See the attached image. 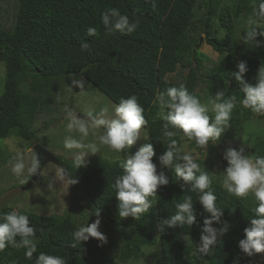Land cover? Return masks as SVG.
<instances>
[{
  "label": "trees",
  "instance_id": "1",
  "mask_svg": "<svg viewBox=\"0 0 264 264\" xmlns=\"http://www.w3.org/2000/svg\"><path fill=\"white\" fill-rule=\"evenodd\" d=\"M261 2L264 0H155L157 7L153 11L152 0H0V62L5 68L0 93V142L14 135L33 144L37 129L31 128L32 123L42 112L52 111L57 98L67 90L69 74H74L76 78L84 77L115 104L121 98L137 96L148 121L144 130L156 153L153 162H158L157 171H164L169 178V184L158 190L153 209L139 220L121 218L111 185L122 174L123 159L93 156L86 158L85 166L75 168L73 158L58 157V165L78 180L70 186L73 199L78 201L82 194L92 204L91 217L83 225L94 222L98 211L100 228L122 235L119 256L115 258L91 238L73 248V233L81 225L72 218L70 209L49 215L17 209L28 215L30 226L36 228L37 252L28 260L24 256L26 249L9 246L0 252V264H34L40 252L59 255L66 264H123L141 257L151 247L157 251L153 264H262L260 254L249 257L239 249V241L245 239L244 229L254 218L253 196H229L221 179L212 173L208 191L224 210L221 221L213 222L212 227L220 229L226 222L228 230L207 255H193L200 243L203 222L210 214L203 211L198 193L189 186L183 190V181L174 171L161 168L159 157L167 141L162 135L164 121L157 115L160 108L154 103L157 91L181 83L201 102L197 89L201 81L205 83L204 93L211 99L217 90H223L225 98L237 96L230 124L241 132L252 113L239 104L243 93L232 72L238 70L239 61H246L245 80L255 84L259 67H264V36L259 35L264 23L251 26L257 28L255 44L243 42L250 27L247 18ZM109 8H118L131 22L138 20L137 29L129 35L106 34L101 14ZM90 27L96 29L95 36L87 35ZM201 37L218 53L212 65L202 63L205 56ZM84 42L89 43L88 50L81 48ZM209 115L214 116L212 112ZM175 139L181 148L184 141H189L182 133ZM188 143L200 154L195 157L202 170L209 172V164L213 166L215 161L227 167L225 150L213 159L210 153L215 145L210 143L204 149L194 141ZM217 145L225 148L224 137ZM250 152L264 156V136L254 141ZM187 196L193 200L196 224L167 228L161 233L157 224L174 215L175 204ZM11 211L2 206L0 216Z\"/></svg>",
  "mask_w": 264,
  "mask_h": 264
},
{
  "label": "clouds",
  "instance_id": "2",
  "mask_svg": "<svg viewBox=\"0 0 264 264\" xmlns=\"http://www.w3.org/2000/svg\"><path fill=\"white\" fill-rule=\"evenodd\" d=\"M156 7L155 0H152L153 11ZM101 22L106 34L119 32L122 35H129L139 26L138 20L131 22L129 17L121 14L118 8H109L103 12ZM247 23L250 27L243 42L255 44L257 28L251 26L264 23V2L253 8ZM96 34L95 28H88L87 35L95 36ZM259 35L264 36V31H261ZM89 46L88 42H84L81 48L88 50ZM237 69L232 72V76L241 85L240 91L243 93V98L239 100L240 106L255 116H264V67H259L255 84L245 80V74L248 71L246 61H239ZM85 84L83 78L72 79L69 87L70 90H73V87H79L80 92H84ZM154 103L160 108L157 115L164 121L162 135L167 141L166 150L159 157L161 168L173 170L178 180L183 181L180 185L183 190L185 186H189L192 192L198 193V202L203 211L210 214V218H206L203 222L200 243L193 252V255L197 252L207 255L228 230L226 222L220 229L212 227L213 222L221 221L224 210L217 206V197L208 191L213 182L212 176L208 171L201 169L193 154L179 146L175 137L182 133L187 140L194 141L198 148L207 149L210 143L217 145L231 127V116L233 109L237 106L238 98L235 95L225 98V92L217 90L214 98L208 101V105L211 106L209 108L181 83L178 87H167L163 91H157ZM64 111L65 119L68 121L67 131L76 132L80 137L76 139L69 135L63 142L66 150L75 152L73 157L75 168L85 166L86 157L89 154L99 153V146H106L116 153L125 154L120 164L122 174L115 178L111 187L115 190L119 216L139 220L152 208V200L162 186L169 184V178L164 171H157V165L153 162L156 153L151 143H144L135 154L129 151L141 138V130L148 124L137 96L121 98L119 103L112 107L111 112L108 106L100 108L99 111L88 108L83 118H79L77 112L67 106ZM210 111L214 116L209 115ZM90 135L94 137L93 141L85 142ZM143 138L145 141L148 140L147 136ZM223 158L227 161V167L222 173L223 189L229 196L237 198H247L251 195L255 203L254 218L250 219V226L244 229L245 239L239 241V249L249 257L264 254V156L249 155L244 146L239 149L229 146ZM13 160L15 162L12 164L11 171L17 177H24L25 173L28 177H32L40 169V160L35 152L31 156L17 153ZM54 179L56 183H66L69 187L78 183L68 170L60 166L57 168ZM20 182L24 184L27 181L21 179ZM54 187L55 183L50 181L48 189L52 190ZM175 208L174 215L157 224L161 233L167 228L185 225L192 227L196 224L191 196L175 204ZM95 215L97 219L94 222L79 226L74 231V242L71 245L73 248L82 242L89 241L90 238L99 241L98 246L107 243L106 235L99 230L100 213L97 211ZM9 246L14 249H26L24 256L28 260H32L37 252L36 228L30 226L28 215L16 210L0 216V252ZM34 264H66V261L59 255L40 252Z\"/></svg>",
  "mask_w": 264,
  "mask_h": 264
},
{
  "label": "rangeland",
  "instance_id": "3",
  "mask_svg": "<svg viewBox=\"0 0 264 264\" xmlns=\"http://www.w3.org/2000/svg\"><path fill=\"white\" fill-rule=\"evenodd\" d=\"M239 26L240 25L237 26L238 29ZM200 43H202L200 46L201 51L204 52L205 56L202 63L204 65H212V62L218 58V53L215 52L206 42L201 40ZM4 74V64L3 62H0V93L3 89ZM73 75L74 74H69V83L67 84L68 87H66L67 90L63 91V93L57 98V101L53 104L52 111L49 113L42 112L32 123L31 128L37 129L34 143L31 144L32 146L14 135L1 140L0 208L6 206L12 210L23 209L28 212L44 215L54 213L61 214L65 210L70 209L72 218L74 216L81 226L90 219L91 214L89 213V210L91 211L90 207L92 205L90 200L80 194L79 200L75 201L72 197V191L69 185L66 183H56L54 179L57 168L60 166L57 163V158L71 159L75 155L74 151H68L64 148L63 142L65 137L71 135L73 138H80L78 133H69L67 131L66 125L68 121L65 119L66 113L64 109L65 106H67L69 109L77 112L78 116H83L88 108H94L96 111H99L100 108L108 106L111 112L112 107L116 104L105 94L97 90L84 77L80 76L79 78H76ZM80 78H83L86 82L85 91L80 92L79 87H73V90H70V80ZM204 87L205 83L199 81L197 89L201 93V103L208 105V101L211 98L204 93ZM208 106L209 108L211 107L210 105ZM238 130L239 129L236 126L230 127L222 136L224 137V143L226 144L225 148L220 149L218 145H215V149L210 153V158L214 159L216 154L226 150L229 146L237 149L244 146L247 154L251 155L250 146L257 138L264 136V118L252 114L248 123L244 125V129L239 133ZM145 136L148 137L146 130L142 129L141 138L130 149L132 154H135L144 143H151L149 138L147 141L144 140L143 137ZM93 139L94 137L90 135L85 142H91ZM188 142L189 141H184L182 149L197 156L198 151H196L195 148H192ZM99 147V153L95 155L89 154L86 158L102 156L108 160L124 159V153H116L106 146ZM34 152L38 155L40 160V169L38 170V173L32 177H28L27 173H25L24 177L15 176L11 171V167L15 162L13 158L16 154L24 153L27 156H31ZM154 163L158 165V162ZM208 167H210L209 173H212L216 179H221L222 181V173L226 169V166L215 161L213 166L212 164H209ZM21 179H25L27 182L22 184L20 182ZM50 181L55 183V187L52 190L48 189V183ZM152 203L153 206L151 209L155 207V199L152 200ZM79 204H81V206H77ZM75 207L80 209L75 210ZM106 230L108 231L107 228ZM106 230L100 228V231L107 237V243L104 244L103 247L117 258L119 256L118 248L119 243L122 241V235L117 232L109 234ZM156 253L157 251L155 248H146L141 254V257L130 259L127 263L124 262L123 264H153ZM260 260L262 264H264V254H260Z\"/></svg>",
  "mask_w": 264,
  "mask_h": 264
},
{
  "label": "water",
  "instance_id": "4",
  "mask_svg": "<svg viewBox=\"0 0 264 264\" xmlns=\"http://www.w3.org/2000/svg\"><path fill=\"white\" fill-rule=\"evenodd\" d=\"M202 38H200L199 42H201ZM79 117H83L82 115H79Z\"/></svg>",
  "mask_w": 264,
  "mask_h": 264
}]
</instances>
